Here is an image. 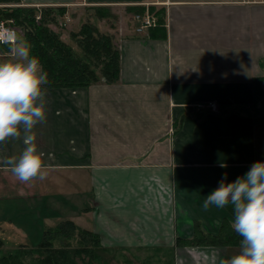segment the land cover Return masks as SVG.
Listing matches in <instances>:
<instances>
[{
	"label": "crops",
	"instance_id": "1",
	"mask_svg": "<svg viewBox=\"0 0 264 264\" xmlns=\"http://www.w3.org/2000/svg\"><path fill=\"white\" fill-rule=\"evenodd\" d=\"M150 1L157 0H21L64 7L75 26L65 33L52 27L75 49L71 33L85 22L111 34L121 51V77L88 87L44 86L46 120L33 131L48 176L20 183L0 163V211L24 208L56 221L46 229L73 220L98 233L108 250L219 264L239 244L180 246L177 240L193 237L197 227L218 234L234 214L227 206L204 211L203 201L225 173L231 183L264 161V119L246 109L253 80L264 76V3L145 4ZM147 10L159 23L139 32L134 15ZM224 106L237 110L224 116ZM23 147L22 139L0 143V161Z\"/></svg>",
	"mask_w": 264,
	"mask_h": 264
},
{
	"label": "trees",
	"instance_id": "2",
	"mask_svg": "<svg viewBox=\"0 0 264 264\" xmlns=\"http://www.w3.org/2000/svg\"><path fill=\"white\" fill-rule=\"evenodd\" d=\"M20 0H0V18L21 28L20 39L31 48L32 55L37 56L48 73L50 88L88 87L104 81L116 83L121 77V51L111 34L103 33L93 22H85L71 37L78 49L68 44L61 34L53 29L65 15L64 7L9 5L20 3ZM8 4V5H7ZM158 13V12H157ZM40 16V18H38ZM264 67V61L262 63ZM254 92L251 108L258 109L259 114L246 109L257 120L264 119V76L253 80ZM237 107H224V116L236 112ZM234 214L233 206H227ZM231 220L225 218L220 232L216 235L207 233L197 227L191 238H178L180 246H222L239 244L241 239L231 228ZM82 236L83 247H53L52 241L57 238ZM3 240L0 238V247ZM35 250L47 249L41 264H93L101 259V252L108 250L101 245L100 235L83 229L73 220H64L56 227L44 230L41 241ZM104 249V250H103ZM6 258V257H5Z\"/></svg>",
	"mask_w": 264,
	"mask_h": 264
},
{
	"label": "clouds",
	"instance_id": "3",
	"mask_svg": "<svg viewBox=\"0 0 264 264\" xmlns=\"http://www.w3.org/2000/svg\"><path fill=\"white\" fill-rule=\"evenodd\" d=\"M11 51V59L0 61V143L10 138L22 139L24 147L19 155L0 163L20 183H29L48 176L33 129L46 120L44 86L49 79L26 43L17 38ZM226 177L227 173L202 205L204 211L210 206L223 209L231 205L234 209L231 228L241 238L240 250L228 258H220L219 264H264V161L254 162L243 176L231 183Z\"/></svg>",
	"mask_w": 264,
	"mask_h": 264
},
{
	"label": "rangeland",
	"instance_id": "4",
	"mask_svg": "<svg viewBox=\"0 0 264 264\" xmlns=\"http://www.w3.org/2000/svg\"><path fill=\"white\" fill-rule=\"evenodd\" d=\"M14 4L15 3H13V5ZM19 5H23L22 2H20ZM0 6H5V4H0ZM74 23L72 24V22H69L67 15H64L61 24H57L58 26L55 28L58 29V31L65 33L66 31H70L69 26H71L70 28L75 26ZM17 29L22 30L18 27ZM19 41L22 42L21 39ZM12 46L9 45V50H5V46L0 49V58L2 61L12 58ZM251 103L248 105L249 107L251 106ZM249 110L259 114V111L256 108L253 109L250 107ZM14 203L20 207H22V205L25 206V203L22 200H17ZM26 210L22 208L11 212L0 211V238L3 240V245L0 247V264H41V261L47 254V249L35 250L34 247L41 240L43 233L41 227L45 226L46 229L55 225L56 221L53 219H49L50 221L40 220L36 216V213ZM3 215L5 216L4 218L2 217ZM81 241L82 236L76 235L75 232V234L69 238L53 239L52 246H67L70 248L83 247ZM100 255L102 258L97 259L93 264H181V261L176 258L175 253L168 254L165 259H159V257L146 258L145 256H147V254H145L144 251L137 254L135 252L115 248L104 250ZM80 261L81 264H87L82 262V260ZM193 262V264H203V259Z\"/></svg>",
	"mask_w": 264,
	"mask_h": 264
},
{
	"label": "built area",
	"instance_id": "5",
	"mask_svg": "<svg viewBox=\"0 0 264 264\" xmlns=\"http://www.w3.org/2000/svg\"><path fill=\"white\" fill-rule=\"evenodd\" d=\"M238 1L246 4L264 3V0H238ZM158 3H160V1L157 0V1H150L145 4L151 5ZM14 5H19V4H14ZM38 18H40V16H38ZM134 18L138 22L137 31L139 32H142L152 26H156L159 23L157 15L149 10L143 13H136ZM21 35H23L22 30L17 29V27H15L9 21H5L0 18V49L3 46H9V45L12 46L15 40ZM209 108L216 110L215 103H211L209 105Z\"/></svg>",
	"mask_w": 264,
	"mask_h": 264
}]
</instances>
